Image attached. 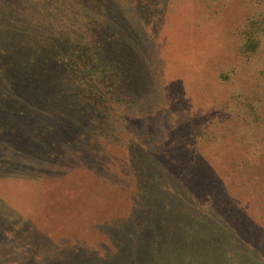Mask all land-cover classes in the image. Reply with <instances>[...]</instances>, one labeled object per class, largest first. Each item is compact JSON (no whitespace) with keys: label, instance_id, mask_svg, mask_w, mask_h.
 I'll list each match as a JSON object with an SVG mask.
<instances>
[{"label":"rangeland","instance_id":"1","mask_svg":"<svg viewBox=\"0 0 264 264\" xmlns=\"http://www.w3.org/2000/svg\"><path fill=\"white\" fill-rule=\"evenodd\" d=\"M117 1L110 42L115 51L110 53L119 61L125 79L119 87L124 94L123 105L116 107V114L128 115L130 143L139 138L142 142L138 144H142L141 136L156 135L158 126L169 137L180 133L178 148L164 143L158 148L154 145L153 151L159 165L163 164L162 153L169 149L179 155L185 153L189 163L195 161L187 167L183 164L180 171L191 170L196 180L177 182L174 176L178 172L171 169L173 179L166 175L162 181L174 189L173 198L186 205V214L175 217L182 226L171 230V237L170 233L162 237L155 214L137 210L133 190L137 175L126 165L135 148L126 145L110 146V160L106 161L109 170L83 163L90 177L101 181V185L94 182L98 187L92 186L89 194L101 196L97 201L102 202L100 208L94 206L97 201L92 203L91 219L83 225V232L78 233L76 224L86 213L76 219L83 211L76 216L72 212L73 221L68 218L67 223L61 211L62 206L65 211L72 207L63 205L60 198L64 203L70 200L68 204L78 202L73 187L51 204V200H43L48 185H54V178L60 177L58 168L64 166L45 157L58 153L53 146L61 139L70 141L79 130L57 112L67 103L60 92L64 88L56 84L63 67L55 63L50 75L45 76L46 83L37 85L40 96L33 93L32 83L25 82L27 100L18 104L8 99L0 110V251L3 246L13 254L12 259L1 260L0 264H49L43 261L48 259L62 264H91L92 260L69 255L66 249L72 252L71 248L81 256L100 259L96 261L101 264H212V260L216 264L217 260L257 264L264 260V0ZM252 19L263 32V41L258 52L246 57L239 51V29ZM20 22L24 24L25 19ZM29 27L27 34L19 37L14 32L3 34L0 29V49L11 47L7 51L11 57L5 55L7 61L24 57L26 64H34L38 42L35 30ZM23 47L26 50L21 53ZM49 94L54 97L47 99L50 105L46 106L44 98ZM251 103L258 110L257 121L249 117ZM34 110L46 114L39 129L34 122L36 115L32 117ZM228 112L236 116L238 126H223L221 130L210 124L212 116H226ZM58 121L60 127L56 128ZM209 129L219 131L217 142L195 138L196 132ZM79 167H69L63 174L69 183L77 181ZM47 176L53 182L48 184L44 179ZM90 181L86 179V187ZM198 199L213 200L204 204L202 215L213 223L210 226L218 223L214 238L211 231L197 230L191 220L190 216L198 212ZM223 232L230 240L223 246L224 255L214 248ZM152 236L154 244H149ZM117 241L128 243L118 249ZM93 246L95 252L90 250ZM132 247H147V251L151 247L155 252L139 256V251V260H125ZM51 249H63L58 259L50 258ZM109 253L113 260L102 259ZM32 255L35 259L26 260Z\"/></svg>","mask_w":264,"mask_h":264},{"label":"trees","instance_id":"2","mask_svg":"<svg viewBox=\"0 0 264 264\" xmlns=\"http://www.w3.org/2000/svg\"><path fill=\"white\" fill-rule=\"evenodd\" d=\"M118 4L117 0H0L1 32L3 34L14 32L19 37L27 34L25 30L29 25L31 30H35L34 35L38 42V50L33 56L35 58L34 64H26L24 57L22 60L16 58V62L13 60L7 61L8 56L11 57L7 52L11 49L10 45L3 48V50L0 49V110H4L8 99L16 100L18 104L27 100L28 94L24 90L27 88L25 86L23 88L25 82L32 83L34 87L33 93L40 96L42 91L37 86L38 83L41 81V83H46L45 76L50 75L49 70L53 68L55 63L62 64L63 71L58 76L56 84L64 88L60 92L63 93L61 96H64L67 104L66 107L58 108L57 112L60 115H64L73 128H78L79 130L76 129L77 134L70 141L61 139L58 145L53 146L58 153L53 152L47 156L45 155L48 161H60L64 163V166L58 168L60 177L54 178V182L51 176L44 178L48 184L52 181L54 185H48L49 188L44 194L46 198L43 200H51L49 201V204H51L56 198H60V195H63L67 188L73 187V191L78 195V202L68 204L70 200L65 199L68 203H64V198H60L59 200L63 205L72 207V209L65 211V207L62 206L64 210L61 211L65 214L63 218L66 219L67 223L68 218L72 216V212L76 216L77 213L81 214V211H83L76 219L86 213V216L84 215L83 219L81 218L76 224V228L79 230L78 233L83 232V225L88 219H91V205L101 198L99 195L89 194L92 186L98 187L95 183L101 185V181L91 178L87 171L88 169L83 163L85 162L90 167L97 166L96 168L103 167V169L109 170V167L106 166V161L110 160V146H130L135 148V150H132L126 165L135 171V176L137 175L135 188L133 189L137 195L135 198L137 201L136 208L142 214L144 212L155 214L156 219L154 220H156L157 229L159 228L158 233L162 237L170 233L169 237H171L173 235L171 230L178 225L182 226V222L179 224L175 217L181 212L186 214L187 209H185L186 205L183 202H179L178 199H174L171 195L174 189L165 186L162 181L166 179V175L173 179V176L171 177V169L178 172L174 176L177 182L183 181V179L186 181L195 179L191 170L187 171L188 173L180 171L184 168L183 164L187 167L188 164L190 165V163L192 164L195 161H190L189 163V158L185 153L180 154V156L175 150L173 153V150L169 149L166 153H162L163 164L159 165L156 154L153 151L154 145L157 148L160 145L163 146L164 143L169 148H178L181 145H178L181 138L180 133H174L172 137H169L167 132L163 131L162 126H158L156 135H142L141 137L144 138L142 144H138L142 142L139 141V138L132 139V143L127 141L128 130L130 133L132 132L128 115L125 112H120V115L116 114V107L118 108L120 104L123 105L124 94L121 93L122 91L119 87L125 79V73L121 69L119 61L114 59L110 53V51H115V48H110L112 46L110 42L113 40L111 35L115 22L116 5ZM22 18L25 19L24 24H22L23 21L20 22ZM257 26L259 27L257 20L252 19L239 29V35L242 39L240 40L239 51L246 57L258 52L262 44L263 32ZM22 50L25 51L26 49L23 47L20 52ZM6 54L8 56H5ZM15 64H17V67ZM13 67L15 69H12ZM54 94H49L47 98H44L46 101L42 98V101L47 102L46 106L50 105L47 99L53 98ZM59 97L57 96V98ZM111 98L114 99L111 100ZM11 102L14 103V101ZM248 108L251 113L249 117L257 121L259 118L257 108L252 103L248 104ZM45 116L46 114L41 112V110H34L32 117H35L36 128L45 123ZM235 118L236 116L230 114V112L226 116L215 115L212 116L210 124L221 130L229 125L236 127L238 125ZM58 127H60V121H58L56 128ZM218 132L210 129L202 130L199 133L196 132L195 138L215 143L217 142L216 134ZM143 145L146 146V149L142 150L140 147ZM191 160H194L192 155ZM69 167H79L80 169L77 172L78 176L76 178L78 179L77 181L75 180V183L74 180L69 183V178L63 175L67 173ZM92 174L95 175V173ZM86 179L93 180V182L90 181L91 184H88L87 187L84 184ZM121 194H123L122 191ZM122 200L126 201L124 198ZM207 200H196L198 212H194L190 217L197 230L206 229V232L211 231V235L214 238L213 233L217 230L218 223L210 226L213 223H210L211 221L205 215H202L205 214L204 204H212L211 202L213 201ZM101 204V200H98L94 206L99 207ZM113 207L114 204L111 205V208ZM79 208L80 210H78ZM70 220L71 222L73 221L72 218ZM28 223L32 225L29 220ZM160 228L164 232H161ZM222 235L223 237L219 239L220 243L216 240L218 245L213 243L215 245L214 248L220 251L219 253L221 254H223V246L230 244V240L228 241L226 237L227 232H223ZM153 238L152 236L149 244H154L155 238ZM127 243L117 241L118 249H122L124 244L126 245ZM71 244L75 243L71 242ZM36 249L37 251L39 250L38 248ZM74 249L71 248L72 252L66 249V252L73 257L92 260L91 264H101L96 261L100 259L96 258L94 260L92 257L81 256ZM146 249L147 247L141 249L132 247L129 252L130 256L125 260H139L137 255L139 251L141 252L139 256L142 254L146 255L148 252H155V248L152 250L149 247V251ZM62 250L51 249L53 255L50 258L58 259L57 255ZM90 250L95 252V247L93 246ZM144 250H146L145 253L142 252ZM135 251L136 253H134ZM111 254L104 255L105 258L102 259L113 260ZM252 254L253 258H255L254 253ZM12 255L11 250L1 247L0 261H4L6 258L12 259ZM153 255L146 257V259L150 260ZM215 255L213 254L212 256ZM246 256L252 260V255L247 253ZM136 257L137 259H135ZM29 258L35 259V255L27 257L26 260H30ZM209 260H211L210 257ZM43 261L49 264H62L60 260L48 259ZM54 261L57 263H54ZM217 261L218 264L222 262L227 264L228 262L226 260ZM211 262L216 264L213 260ZM257 264H264V260H258Z\"/></svg>","mask_w":264,"mask_h":264}]
</instances>
